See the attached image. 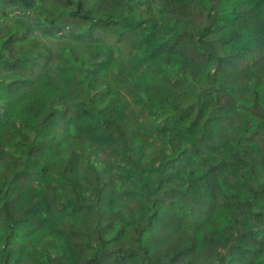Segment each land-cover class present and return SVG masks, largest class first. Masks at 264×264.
<instances>
[{
  "label": "trees",
  "instance_id": "16d2710c",
  "mask_svg": "<svg viewBox=\"0 0 264 264\" xmlns=\"http://www.w3.org/2000/svg\"><path fill=\"white\" fill-rule=\"evenodd\" d=\"M0 264H264V0H0Z\"/></svg>",
  "mask_w": 264,
  "mask_h": 264
}]
</instances>
